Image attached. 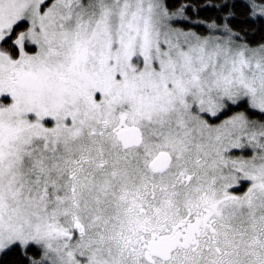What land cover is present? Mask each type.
<instances>
[{
	"label": "snow or ice",
	"instance_id": "snow-or-ice-1",
	"mask_svg": "<svg viewBox=\"0 0 264 264\" xmlns=\"http://www.w3.org/2000/svg\"><path fill=\"white\" fill-rule=\"evenodd\" d=\"M184 7L0 0V253L264 264V43Z\"/></svg>",
	"mask_w": 264,
	"mask_h": 264
},
{
	"label": "trees",
	"instance_id": "trees-1",
	"mask_svg": "<svg viewBox=\"0 0 264 264\" xmlns=\"http://www.w3.org/2000/svg\"><path fill=\"white\" fill-rule=\"evenodd\" d=\"M165 3L170 11L185 6L183 15L177 16L178 18L174 20L175 26L206 35L212 31L209 25L215 23L222 26L227 22L249 43L253 45L264 43V19L250 15L248 0H165ZM27 50L31 52L32 46ZM225 117L221 116L220 119ZM29 258L39 259L35 249L28 251L27 257L22 255L19 249H12L1 255L0 264H30Z\"/></svg>",
	"mask_w": 264,
	"mask_h": 264
},
{
	"label": "rangeland",
	"instance_id": "rangeland-1",
	"mask_svg": "<svg viewBox=\"0 0 264 264\" xmlns=\"http://www.w3.org/2000/svg\"><path fill=\"white\" fill-rule=\"evenodd\" d=\"M177 18H178V17H175L174 20L177 19ZM174 26H175V25H174ZM176 27H178V26H176ZM180 28H181V27H180ZM184 30H185V29H184ZM192 31H193V30H192ZM210 33H212V34H217V33L215 32V30H213V29H212V31H211ZM210 33H209V34H210ZM209 34H206V35H209ZM26 50H27V49H26ZM28 51H29V50H28ZM225 118H226V117H225ZM225 118H224V119H225ZM217 122H219V121H217ZM236 151H237V153L239 154V150H236ZM2 254H3V253H0V257H1Z\"/></svg>",
	"mask_w": 264,
	"mask_h": 264
}]
</instances>
